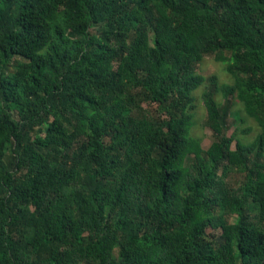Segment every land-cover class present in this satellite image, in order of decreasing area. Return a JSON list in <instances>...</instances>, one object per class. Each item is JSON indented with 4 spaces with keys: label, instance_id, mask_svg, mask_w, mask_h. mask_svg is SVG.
I'll return each instance as SVG.
<instances>
[{
    "label": "trees",
    "instance_id": "16d2710c",
    "mask_svg": "<svg viewBox=\"0 0 264 264\" xmlns=\"http://www.w3.org/2000/svg\"><path fill=\"white\" fill-rule=\"evenodd\" d=\"M0 264H264V0H0Z\"/></svg>",
    "mask_w": 264,
    "mask_h": 264
},
{
    "label": "rangeland",
    "instance_id": "374dc122",
    "mask_svg": "<svg viewBox=\"0 0 264 264\" xmlns=\"http://www.w3.org/2000/svg\"><path fill=\"white\" fill-rule=\"evenodd\" d=\"M221 58L223 57L220 54L206 56L195 67L196 73L206 78V83L202 84L194 92L195 100L192 103V112L194 114L195 125L192 135L201 139L202 147L205 150L211 146L215 140V136L214 132L206 126L207 111L203 102V95L208 88L213 87L212 77L214 76L217 77L216 87L223 84H231L234 81L233 77L226 72V65L222 62ZM215 99L218 102H224L222 95L217 91L215 92ZM145 106L150 110L156 108V105L149 106L147 103ZM227 121L229 127L228 135L235 136V140L232 144L233 149L236 147V140L250 143L261 132L259 125L246 115L242 104L237 100H233L232 110ZM191 163H193V156L190 157L188 161V164ZM229 181L233 184H239L244 181V178L241 174H233L230 176Z\"/></svg>",
    "mask_w": 264,
    "mask_h": 264
}]
</instances>
